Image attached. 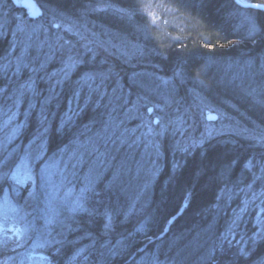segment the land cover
<instances>
[{
    "label": "trees",
    "instance_id": "16d2710c",
    "mask_svg": "<svg viewBox=\"0 0 264 264\" xmlns=\"http://www.w3.org/2000/svg\"><path fill=\"white\" fill-rule=\"evenodd\" d=\"M34 1L54 19L50 17L47 24L52 38L57 36L52 34L51 21L62 16L71 20L86 17L85 20L126 35H132L138 26L146 54L142 66L134 69L120 65L113 57L104 59L103 54H94L90 49L83 68L76 67L77 72L73 71L65 82L54 84L53 71L68 57L67 47L62 44L78 47V42L73 44L76 37L63 35L59 46L50 39L48 46L52 51L48 56H40L41 50L31 53L24 62V72L15 80L9 68H2L15 39L11 31L2 30L0 143L7 137L6 141L11 142L8 147L6 143L0 144V206L7 199L12 213L4 217L9 221L1 230L4 235H0V264L264 262V227L255 238V225H252L255 212L251 211L246 223V218L240 221L238 214L233 215L231 208L225 206L231 181L247 173L246 167L253 159H264V151L255 150L244 140L222 137L181 149L167 137L161 145V169L155 179L151 176L148 182L145 180V190L137 189L125 178H116L115 167H92L90 160L94 161L96 155L83 159L87 161L72 158L64 177L59 173L45 174V166L51 160L61 157L77 140L85 143L89 137L85 128L98 118L100 110L95 96L85 106L81 105L84 108L66 113L74 100L76 79L93 69L95 60L106 61L105 71H111V64L119 66L120 69L116 67L123 76V90L130 89L136 98L143 94L139 86L141 76L136 74L142 71L141 75H149L156 71L157 65L167 78L179 70L188 81L207 86L216 67L212 64L205 71L207 62H250L264 85V12H254L258 30H250L240 15L243 9L233 0H100L128 10L133 20H121L110 14L95 15L92 8L97 0ZM248 1L264 4V0ZM149 5L160 17H152L147 11ZM0 9L5 19L23 13L12 0H0ZM25 81L31 83L32 91L20 94ZM224 88L215 83L217 94L238 105L243 101L244 94H228ZM18 96L21 106L16 109ZM250 100L256 103L254 98ZM251 101L248 100L246 107L239 106L247 113L253 111L255 103ZM249 116L257 122L264 118L255 112ZM6 124L9 126L5 127ZM24 159L35 172L32 180L19 184L15 173ZM133 161L135 164L137 160ZM72 163L76 168L71 167ZM70 169L77 174H72ZM238 202L240 197L232 200L233 204ZM236 222L239 227L245 224L242 234L231 231ZM12 225L19 229L16 235L9 230ZM228 231L232 232L231 236L227 235ZM29 253L43 255L45 260L33 259Z\"/></svg>",
    "mask_w": 264,
    "mask_h": 264
},
{
    "label": "rangeland",
    "instance_id": "374dc122",
    "mask_svg": "<svg viewBox=\"0 0 264 264\" xmlns=\"http://www.w3.org/2000/svg\"><path fill=\"white\" fill-rule=\"evenodd\" d=\"M12 1L17 7L23 9V13L15 15V17L6 16L8 18L5 19V14L0 9V36L4 34L2 30H6L7 32L11 31L15 39V43L9 51L8 60L2 67L4 70L9 68L15 80H18L24 72V62L31 53L34 51L40 53L41 50L40 56H48L52 51L48 46L50 39L58 42L57 45L59 46V42L64 39L62 38L63 35L76 37L73 44L78 42V47L76 48L75 45L71 47L70 43L62 44V47H67L66 54L68 57L53 71L54 84L65 82L67 77L77 72L78 67L83 68L85 65L84 58L90 56L88 53L90 49L93 50L94 54H103L104 59L110 56L115 58L120 65L126 64L134 69H139L144 62L146 49L145 43L139 36L138 26L132 30V35H126L120 30L109 26L104 27L98 22H90L89 19L85 20L86 17L71 20L62 16L60 19L50 22L54 27L52 34L57 36L52 38L47 30L51 15H47L45 10H42L35 2V11L42 12L39 18H35L29 8H23L24 0ZM242 1L253 3L248 0ZM94 4L92 13L95 15L110 14L121 20L123 18L133 20L132 14L126 9L103 3L100 0ZM150 5L147 11L151 12L155 19L160 17L156 16L157 13L152 10ZM156 6L161 8L158 3ZM254 12L253 10H243L240 14L250 30H258ZM51 19L53 18L51 17ZM14 23L15 25H13ZM38 37H41V40ZM82 49H86V52ZM81 51H83L82 54H80ZM75 52L78 53V57ZM51 57L53 58V56ZM105 62L101 59L95 60L91 66L93 69L87 71L86 74H80L79 78L76 79L75 86L77 88L71 105L72 111L66 112H75L79 107L84 108L83 106L90 101L91 97H98L96 104L97 109L100 110L98 118L85 128V135H89L88 139H85V143L77 140L69 147V150L63 151L61 157L58 156L54 161L51 160L45 166L46 176L59 173L61 177H64L72 158L76 157L79 161H87L83 159L96 155L94 161L90 160L92 167L94 165L97 168L101 165L115 167L117 168L116 178L119 180L125 178L132 181L131 184H134L137 189L142 190L143 188L145 190L147 187L145 180L148 182L151 176L155 179L161 169V145L167 137L181 149L203 145L213 139L232 137L236 140H244L255 150L264 151V118L257 122L249 116L253 112L264 115V85L256 77L252 63L240 64L237 61L223 60L207 62L205 71L211 68L212 64L216 66L213 67L214 73L210 70L212 75L210 74L207 86L200 82L188 81L179 70L173 71L172 75L170 74L167 78L160 73L161 68L157 65L156 71H150L149 75H141L142 71L136 74L141 76L139 86L141 94L143 93L136 98L135 94H131L130 89L123 90V76L120 75L121 70L120 73L117 71L119 66L111 64L109 66L111 71H105L107 67ZM55 78L57 79L56 82ZM111 79L115 80V83H112ZM26 82L20 87V94L25 91H32L31 83ZM215 83L218 84L219 88L225 87L224 89L229 92L228 94H244L240 106H248V100L251 101L250 97L254 98L256 103L252 102L253 99L251 101L254 104V110L247 113L233 100L225 99L223 94H217L214 89ZM60 85L63 87V84ZM17 98L18 106L16 109H19L21 97L18 96ZM16 113L15 111L13 114L16 115ZM209 115H215L218 120L209 122L207 120ZM8 126L5 125V127ZM6 139L0 144L6 143L5 146L8 147L7 145L11 141L8 142ZM90 140H93L92 144L88 143ZM134 158L137 160L135 164ZM72 166L76 168L77 165L72 163ZM246 168L247 173H243L231 181L233 183H231L226 195L225 206L231 208L233 215L238 214L237 217L240 221L246 218V223L249 221L248 215L254 211L252 225H255L254 233L256 234L255 238H257L264 227V159H253ZM133 169L134 172H132ZM34 170L33 166L24 159L19 171L15 173L16 182L26 184L30 178L32 180L34 177ZM70 171L72 174H77L73 169ZM131 187L133 189V186ZM239 197L240 202L233 204L232 200ZM8 202L6 199L0 206L1 236L4 235L1 231L3 226L6 225V221H9L4 217L10 216L12 213V208L9 207ZM9 229L15 235L19 231L14 225L10 226ZM245 229V224H241L239 227L238 222H236L234 229L230 230L235 233L237 230L242 234ZM231 231H228L227 235L231 236ZM29 257L45 260L43 255L37 253H29ZM257 264H264V262Z\"/></svg>",
    "mask_w": 264,
    "mask_h": 264
},
{
    "label": "water",
    "instance_id": "95a60500",
    "mask_svg": "<svg viewBox=\"0 0 264 264\" xmlns=\"http://www.w3.org/2000/svg\"><path fill=\"white\" fill-rule=\"evenodd\" d=\"M234 3L241 9L243 10H253V11H257V12H264V4H256V3H247V2H241V3H237V0H233ZM242 4H248L250 5L249 7H243ZM35 1L34 0H24L23 1V8H29L31 13L34 15L35 18H39L42 14L41 11L36 12L35 11ZM150 112H152V110L150 109ZM210 117H214V119H210ZM207 120L209 122H216L218 120V118L215 115H209L207 116ZM155 123H157V120H155Z\"/></svg>",
    "mask_w": 264,
    "mask_h": 264
},
{
    "label": "snow or ice",
    "instance_id": "6c2138e0",
    "mask_svg": "<svg viewBox=\"0 0 264 264\" xmlns=\"http://www.w3.org/2000/svg\"><path fill=\"white\" fill-rule=\"evenodd\" d=\"M242 0H237V3H241ZM243 7H249L250 5L248 4H242ZM210 119H214V117H210Z\"/></svg>",
    "mask_w": 264,
    "mask_h": 264
}]
</instances>
